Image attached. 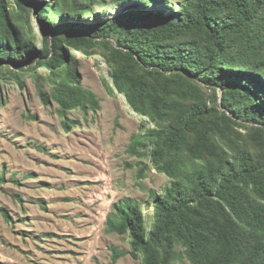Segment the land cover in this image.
Segmentation results:
<instances>
[{
  "label": "trees",
  "instance_id": "1",
  "mask_svg": "<svg viewBox=\"0 0 264 264\" xmlns=\"http://www.w3.org/2000/svg\"><path fill=\"white\" fill-rule=\"evenodd\" d=\"M31 14L40 48L19 23ZM69 49L102 51L108 91L153 123L128 153L170 180L144 207L113 203L106 232L129 250L111 248V264H264V0H0V68L44 67L38 95L65 130L67 113L100 108Z\"/></svg>",
  "mask_w": 264,
  "mask_h": 264
},
{
  "label": "rangeland",
  "instance_id": "2",
  "mask_svg": "<svg viewBox=\"0 0 264 264\" xmlns=\"http://www.w3.org/2000/svg\"><path fill=\"white\" fill-rule=\"evenodd\" d=\"M94 9L99 19L117 11ZM19 23L40 48L41 21L31 14L30 26ZM68 55L100 108L67 113L74 125L67 130L58 106L39 98L38 85L48 93L52 87L44 67L0 68V208L11 219L5 222L0 213V264H111V248L129 250L126 236L106 232L113 203L132 198L144 207L151 193L162 195L169 185L167 176L144 169L137 163L145 160L128 153L132 138L153 123L108 91L102 51L69 49ZM144 213L150 224L151 210ZM114 264L141 262L125 256Z\"/></svg>",
  "mask_w": 264,
  "mask_h": 264
}]
</instances>
